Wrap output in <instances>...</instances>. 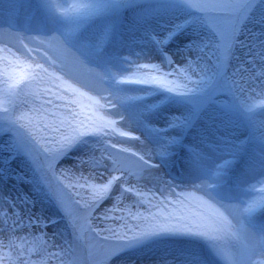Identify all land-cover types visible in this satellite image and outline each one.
Masks as SVG:
<instances>
[{"label":"rangeland","instance_id":"rangeland-1","mask_svg":"<svg viewBox=\"0 0 264 264\" xmlns=\"http://www.w3.org/2000/svg\"><path fill=\"white\" fill-rule=\"evenodd\" d=\"M202 2L203 0H110L109 3H103L102 15H108L109 21L114 24L120 20L121 16L127 14L144 23L150 19L152 14H159L167 21L171 16H177L178 20L174 22L175 24L169 32L179 34L167 46L163 44L165 47H162L157 43V40L162 39L161 35L145 33L141 37L142 40L156 48V58L160 64H163L159 58L160 52L168 55L171 61L169 68L171 69L174 58L168 46L174 40L181 38L184 33H187L188 36L195 34L199 38L194 43L193 53L206 65L205 78H200L192 73L196 67L192 55H183L181 57L183 69L174 75V82L177 86L169 85L175 91L168 93L165 91L166 88L156 85H150L156 87L152 88L153 90L148 88L149 85H139L140 89H143L141 97L144 96L145 100L137 104H134L133 100L130 101L133 109L143 113L140 115L139 128L145 124L151 125L161 137L163 145L158 150L151 148L150 156L141 153L136 147L124 146L126 141L122 137L125 136V133H121L122 136L119 137L103 130L98 132L97 128L80 134V124L78 123L81 122L80 115L77 116L80 120L76 121L77 124L60 126L62 128L60 133L44 131L42 126H36L35 119L24 110L25 102L21 101L24 99L20 98L19 87L17 85L13 87L8 114L4 115V110L0 108V178L2 180L8 178L9 183L16 188V196L20 201L21 209L18 214L11 215L8 219L7 212L4 213L0 210V219L6 220L5 231L9 233L10 241L14 240V246L19 235L37 232L36 239L31 243L28 252L16 251L13 255L15 264H70L69 258L65 260L64 254L61 256V261H58L53 251L52 237L56 233L61 235L63 248L67 241V232L58 212L62 215V219H66V217L69 219V226L74 231L76 238L74 264H118V262L119 264H137L147 255L152 256L151 263L148 264H204L202 242L206 244L207 248L212 245L188 220L181 219L179 224L173 221L174 227L168 233L152 236L131 246H126L124 241L118 238L123 234L130 236L137 231L147 230L171 216L168 214V208L158 214L154 208L145 204L143 201L146 199V195L147 198H150L148 200H152L156 205L167 206L168 198L165 191H170V194L176 197L172 190L177 193L180 189L174 183L167 185L168 179L177 181L171 175H165L164 169L159 172L143 166L132 157V152L140 153L150 160L155 157L156 151L164 152L172 158V163L175 166L174 158L180 155L187 156L186 150H191L184 145L188 136L202 125L214 129L213 140L209 141L211 142L208 146L209 149H214L217 144L221 143L220 145L223 146L230 142H235L239 148L242 146L243 139L246 138V133L249 139L246 138L247 141H245L249 145L251 144L250 148L264 143V134L255 122V115L259 112L264 113V110L253 109V113H246L243 109H248L251 106H245L240 98L241 91L244 92L243 95H250L253 100L264 96V49L261 48L264 43V0H257V4L252 10H246L239 14L236 24V39L229 55L223 60L218 47L219 38L207 19L209 13L193 6ZM181 5L188 6L193 10V13L185 12L180 7ZM11 17L10 13L4 15L6 20ZM89 17L93 18L94 16ZM17 18L22 24L28 20V15ZM177 25L179 27H176ZM32 26L35 28L34 23ZM76 26L78 23H74L69 31H73ZM164 32L166 31L164 30L162 33ZM17 40L14 49L21 55L24 53L20 43L30 47L32 52L30 64L33 70L38 66L45 68L49 65L41 55L44 52L52 58V61L54 60L49 50L43 45H37L27 38H18ZM103 40L104 37H96L94 40L85 39L84 42L91 44L96 51L103 44ZM78 41L82 40L78 39ZM104 55V59L99 63L93 62L96 75L104 79L102 65L108 63L114 69L116 76L122 78L120 71L123 66V57L121 54L115 50L113 45L109 44ZM7 78L14 80L8 73H0V96L3 81ZM169 78L172 77L169 76ZM150 91L156 94L155 99H153L152 93L149 94ZM178 94L188 97L176 96ZM131 96L137 97L134 93L129 97ZM228 97L231 102H228ZM1 99L0 103H2ZM187 101L194 103V110L186 106ZM218 103L230 107L235 115H241L249 131L241 128L240 123L238 125L235 116L222 111L218 107ZM157 105H160V108L156 109ZM170 106L180 107L184 113L179 110L167 111V107ZM149 110L154 112L149 115ZM17 111H24L27 121L19 118L16 115ZM157 113H161L160 118L154 121ZM177 118L185 123L175 126V130H168L169 127H172V121ZM239 128H241V135L237 137L235 132H238ZM9 131L18 133L21 148V156L13 164L9 162L10 148L5 149ZM249 132L252 137L249 136ZM53 135H55L56 143L51 142ZM64 136L74 138L69 144L63 139ZM248 144L245 143V146ZM225 148L224 150H226ZM259 148L264 153V148L260 146ZM224 155L226 154H222V157ZM92 156L98 159L103 156V164L96 168L91 167L88 160ZM227 156L225 161L228 169L236 157ZM24 157L33 161L35 170L27 171L23 164ZM114 160L122 163V172L113 171ZM67 163L73 165V171L78 177L76 184L84 185L85 189L91 185L98 187L100 182L102 184L111 172L120 175L121 180L108 189L104 195L98 196L93 191L85 199V196H79L76 187H73L70 179L66 177L63 166ZM176 172L179 174L177 168ZM225 175H223V179H225ZM81 177L86 178L88 183L84 184ZM27 184H33L34 188L31 185L30 189L20 191ZM208 184L215 185V181L206 180L205 190L208 189ZM215 187L218 189L217 184ZM37 205L40 206L42 211H39L43 215H39L38 210L34 211ZM104 207L105 209H103ZM49 208L53 213L47 211ZM35 213L39 215L37 218L34 217ZM100 213H105L106 219L101 220ZM9 218L11 219L9 220ZM54 219L59 220L58 224L50 228L45 227V223ZM259 222L261 223L260 219ZM55 226H57V232L51 230L52 228L56 229ZM260 227L263 228L264 225L261 223ZM234 251L243 254L242 246L238 243L230 248V257ZM212 261L214 264H220L216 255ZM0 264L11 263L4 261L0 256Z\"/></svg>","mask_w":264,"mask_h":264},{"label":"bare ground","instance_id":"bare-ground-1","mask_svg":"<svg viewBox=\"0 0 264 264\" xmlns=\"http://www.w3.org/2000/svg\"><path fill=\"white\" fill-rule=\"evenodd\" d=\"M82 3L87 4L88 7L83 9L73 7ZM103 11L104 6L98 0H20V4H17V0H0V73H8L14 78L13 87L16 85L19 87L20 98L24 99L21 101L22 103L25 102L24 110L29 115L31 114L33 118L35 116L33 108L39 106V103L32 104V101L37 98L35 91L38 86L47 88L49 91L41 98L43 100L51 99L55 104L60 105V108L56 110L59 118L71 120L72 114L78 113L81 122L89 125L95 117H99L101 119L97 121L98 132L103 130L119 137L122 136L120 135L121 133H125V136L122 137L126 141L124 146L136 147L141 153L150 156L149 151L152 145L140 133L137 128L138 125H136L137 121L140 120L139 115H143V113L137 112V117L118 104L117 99L120 94L114 95L113 93L117 92L113 88V85L104 80L106 78L103 79V77L96 75L93 69V62L81 55L75 48L76 40L71 42L73 43L72 45L67 44L64 40L66 36L69 39H81L82 41L104 37L107 38L106 40L110 45L115 46V42H117L118 45L115 47V50L123 57V66L121 67L120 74L125 81L146 73L149 75L169 74L166 75V79L172 82L170 85L177 86L174 82V75L180 73L183 69V62L181 60L183 55L191 54L194 58L196 67L192 73L195 76L197 75L200 78L206 77L205 63L198 56L195 57L193 53L194 43L199 38L195 34L188 36L187 33H184L181 38L179 37L174 40L168 46L174 58L173 68H164L156 58V48L142 40L141 37L145 33H155L161 35L162 39H164V34V37H166L167 33L174 26V22H177V16H171L167 21L160 17L159 14H152L150 19L144 23L127 14L126 16H121L118 24L112 26L107 16L102 15ZM7 13L19 18H23L25 15L30 16L36 30L44 27L48 30V34L44 36L38 35L34 33L35 30H33L32 34H26L8 28V26L4 25V15ZM89 16L95 17L93 24H88L85 21V17ZM74 23L83 26V31L79 36H75L69 31ZM112 30L113 34L111 35L110 31ZM164 30L166 32L162 33ZM18 38H27L37 45L46 47L53 56L54 60L52 64L45 68L41 66L33 70L30 64V57L26 54L21 55L14 49ZM163 44L161 46L165 47ZM138 65H157L159 71L157 72L151 67L141 69ZM172 71L174 73H171ZM169 76L172 78H169ZM41 79L45 83L40 84ZM61 83L65 86L70 85L79 93H83L84 97H91L93 100L98 101V106L89 107L90 101L87 99L82 100L83 107L80 104L69 103V101L77 97L74 93L67 91L66 87H60ZM125 91L130 95L134 93L138 97H141L142 94L139 85L133 83H128ZM243 93L242 91L240 92L243 104L248 107L252 106L253 98L248 94L243 95ZM56 96H63L64 99L58 100ZM46 107L51 108L52 105H46ZM174 110L184 113V110L180 107H167V111ZM160 114L157 113L156 118L153 120L156 121L160 118ZM16 115L23 121H27L24 111H17ZM48 115L50 116L51 114L49 113ZM255 122L264 134L263 112L255 115ZM40 126L43 127L42 124ZM235 133L237 137H240L241 133L239 131ZM213 135L214 129L206 125L199 126L193 134L188 136L184 144L191 148V151L186 153L187 156L180 155L174 158L175 166L181 178L178 182L168 179L167 185L176 184L180 188L178 193H182L181 196L177 194V197H173L170 191H165V195L168 198L167 206L156 205L152 200H148L150 198H147V195L143 202L148 204L149 207L154 208L158 214L168 208V214L171 216L182 217V220H188L212 245L209 249L216 256L223 257L226 261L230 258V248L234 244L238 243L242 246V255H246L251 244H241L232 234V225L239 217L237 211L239 205L232 203L222 204L211 193L205 190L204 183L206 180L215 181L218 190L225 193L222 196L233 198L231 202L248 195L243 190L251 185L247 189L251 195L245 197L246 203L264 201V183H255L264 177V153H262L259 146L255 145L242 154L240 149L235 145V142H230L223 146L220 143L215 145L214 149H209L208 146L211 143L209 141L213 140ZM222 154L226 155L222 157ZM231 154L241 158V162L236 167L232 178L224 180L223 171L225 169L223 170V164L226 157L228 158L227 155L230 156ZM153 164H156L154 160ZM73 170L72 163H67L63 166L66 177L70 179L73 187H76L79 196H85L84 198L87 199L93 193V188L91 186L88 189L80 188L76 184L78 177ZM153 170L161 172L160 165L155 166ZM225 171L228 172L227 168ZM9 181L8 178L5 180L0 178V210L4 213L7 212V219L11 215L18 214L21 209L19 205L20 201L16 196V188ZM31 187L29 184L24 185V189L21 188L20 191L28 190ZM167 188L169 189V187ZM36 210H38L39 215H43L39 211L41 210L40 206H35L34 211ZM39 215L35 213L34 217L37 218ZM99 215L101 220L106 219L105 213H100ZM260 216L263 219L264 212ZM261 223L264 224V221H261ZM5 224L6 220L4 221V218L0 219V256L3 257L4 261H10L11 264H15L13 255L16 251L28 252L31 243L36 239L37 232L19 235L14 246V240L10 241L9 233L5 231ZM55 228L51 230L56 231L57 226ZM9 243H13L12 247H8ZM52 243L53 251L58 261H61V256H63L65 251L62 247L60 233H56L52 237ZM147 256L148 259H146ZM147 256L137 262V264L151 263L152 256Z\"/></svg>","mask_w":264,"mask_h":264},{"label":"snow or ice","instance_id":"snow-or-ice-1","mask_svg":"<svg viewBox=\"0 0 264 264\" xmlns=\"http://www.w3.org/2000/svg\"><path fill=\"white\" fill-rule=\"evenodd\" d=\"M257 4V0H203L202 3L199 5H193L195 7H199L201 10L205 11L206 13H209L207 19L208 22L214 27L216 34L219 38V44L218 47L221 52L222 60L226 58L229 55L230 49L233 47V43L236 39L235 33H236V24L238 20V16L241 12L246 10H252L254 6ZM176 27H179L177 25ZM174 34V32H169L166 37L162 40H157L158 44L166 43L167 40ZM66 42V41H65ZM261 48L264 49V43H262ZM171 61L169 60V63ZM39 67V66H38ZM139 68L145 69L151 67L152 69L159 71V67L157 65H138ZM46 71V70H45ZM166 75L169 74H161V75H139L136 76L133 79H130L126 81L127 83H133L138 85H156L161 88H166L167 91L173 92L175 91L174 88L170 87L169 85L172 83L171 81H168L166 79ZM51 79V77H49ZM40 84L45 83L44 80H40ZM60 87H66L67 91H70L76 95V99L69 101V103L72 104H80L81 107H83L82 100L87 99L90 101L89 107H95L98 106L99 102L96 100H93L91 97H84L83 93H79L76 89L72 88L70 85L65 86L63 83H61ZM49 89L37 87L35 91V96L37 98L42 97L45 93H47ZM114 95H118V93H113ZM56 99L63 100V96H56ZM123 100L132 101L135 99H138V97H121ZM46 105H52L51 108L46 107ZM60 108V105H57L53 102V100H43L39 106L33 108V112L35 113L34 119L36 121V126L43 125L44 131H49L51 133H60L61 132V125H69L71 126L74 121H76L78 113L72 114V119L68 120L66 118L61 119L58 116V110ZM51 114L50 116L48 114ZM95 116V114H93ZM101 118L95 117L92 120V123L89 125H85L83 122H78L80 124V134H83L84 131L87 130H95L98 127L97 121H99ZM185 121L177 118L172 121L171 126H180L183 125ZM74 137H67L64 136L63 139L67 143H71L72 139ZM52 143H56L55 135L52 137ZM83 163V162H82ZM88 164L93 167H99L103 164V156H101L99 159L95 156H92L88 160ZM114 168L113 171H123V165L120 161L114 160L113 161ZM118 165V166H117ZM111 175V173H110ZM80 179L84 180V184L88 183V180L84 177H81ZM119 178L116 176H111V179L108 180L106 184H103L99 187L91 185L93 188V191L98 194V196H102L106 191L108 186L112 183V181L118 180ZM80 187H83L84 185H79ZM257 209H264V201L260 202H251L248 203L247 206L243 209L238 208L237 211L239 215L244 214H252ZM182 217H172L169 216L165 218L163 221L155 224L153 227L147 229V230H141L133 233L132 235L123 234L119 239H122L126 246H131L133 244L139 243L141 240L146 239L147 237L160 232H168L171 231L174 227L173 221H175L176 224H179ZM16 223L17 221H13ZM250 244L252 247H259L264 248V236L259 237L258 239L253 237L250 241ZM8 247H12V244L9 243Z\"/></svg>","mask_w":264,"mask_h":264},{"label":"clouds","instance_id":"clouds-1","mask_svg":"<svg viewBox=\"0 0 264 264\" xmlns=\"http://www.w3.org/2000/svg\"><path fill=\"white\" fill-rule=\"evenodd\" d=\"M73 7L77 8V9H83V8L88 7V5L82 3L79 5H74ZM5 84H6V87L4 89L5 101L3 103H0V108H2L4 110L3 114L7 115L8 111L10 110L9 104L7 102V97L9 95H11V91H10V88L7 87V82H5ZM152 88H156V87H152ZM165 91H167V90H165ZM167 92L172 93L169 91H167ZM176 96L188 97V96H185L182 94H178ZM42 102H43V99L41 97H39V98H36L35 100H33L32 104L33 105H35L37 103L41 104ZM253 109L264 110V96L257 98L256 100L253 101L252 106L250 108L243 109V110L246 113L251 114V113H253ZM255 183H257V184L258 183H264V177L257 180ZM250 187H251V185L244 189V191L246 193H248V195L242 196L237 201H232V202H225V201H220V200H218V201H220L222 204L223 203L236 204V205H239V207L241 209H243L247 206L245 197L251 195V193L249 191H247V189H249ZM260 212H264V209H257L256 211H254L250 215L249 214L240 215L234 221V223L232 225V234H233V236H235L238 239V241L241 244H250V241L253 237L258 239L259 237L264 236V230L257 231L254 229V227L252 225L253 217ZM162 233H168V232L155 233V234H153L147 238H150L152 236H156V235L162 234ZM216 257L219 259L220 264H264V248L250 246L246 255H241L238 251H234L233 255L230 258H228L226 261L223 257H220V256H216Z\"/></svg>","mask_w":264,"mask_h":264}]
</instances>
